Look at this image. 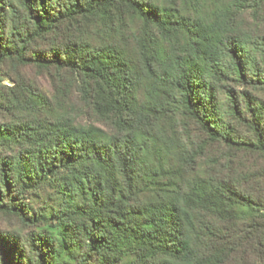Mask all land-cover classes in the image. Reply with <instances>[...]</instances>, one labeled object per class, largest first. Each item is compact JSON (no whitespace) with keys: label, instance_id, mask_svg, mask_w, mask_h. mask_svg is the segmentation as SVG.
<instances>
[{"label":"trees","instance_id":"1","mask_svg":"<svg viewBox=\"0 0 264 264\" xmlns=\"http://www.w3.org/2000/svg\"><path fill=\"white\" fill-rule=\"evenodd\" d=\"M207 3L0 0V264H264V35Z\"/></svg>","mask_w":264,"mask_h":264},{"label":"rangeland","instance_id":"2","mask_svg":"<svg viewBox=\"0 0 264 264\" xmlns=\"http://www.w3.org/2000/svg\"><path fill=\"white\" fill-rule=\"evenodd\" d=\"M237 0H209L204 7V15L209 16V20L216 19L221 10L230 9L235 10V2ZM246 4V8H244L242 20L239 19V12L234 13V17L238 18L241 25L245 30L251 31L253 35H264V2L262 0H243ZM257 2H261V9L256 13H252V9L249 7L251 4H256ZM237 8L243 9L240 6H236ZM9 68L5 67L3 70H0V77L2 79L1 85L3 86L0 91L7 95H15L22 97V93L20 88H17L16 78L17 75L13 73H8ZM20 78L24 83H32L34 87L38 88L40 91H44L47 94L53 93L52 81L48 74H41L38 71H35L33 68H22L20 71ZM14 88V90H12ZM16 88V89H15ZM14 92V93H12ZM2 111H0V116ZM188 131L195 135L194 127H189ZM14 223L8 218H4L0 216V229L2 231H9L14 229Z\"/></svg>","mask_w":264,"mask_h":264}]
</instances>
